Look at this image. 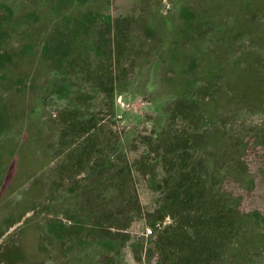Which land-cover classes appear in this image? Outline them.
I'll list each match as a JSON object with an SVG mask.
<instances>
[{
    "label": "trees",
    "instance_id": "16d2710c",
    "mask_svg": "<svg viewBox=\"0 0 264 264\" xmlns=\"http://www.w3.org/2000/svg\"><path fill=\"white\" fill-rule=\"evenodd\" d=\"M199 2L198 10L203 12L202 16L208 13L209 19L204 23L187 21V26L181 28L184 32L181 41L193 46L191 51L183 43L182 48H173L176 55L156 56L155 48H150L145 42L124 39L126 25L133 27L136 23L137 26L146 18L142 12L138 14L140 17L134 13L111 25H103L102 30L109 35L108 39L100 35L101 41L94 40L86 46L81 44L82 50L73 60L52 62L51 75L42 72L38 77L28 79L32 93L26 92L23 97L27 100L30 95V100L35 98L37 105L33 112L23 108L22 112L28 113L25 114L29 122L27 126L33 127L32 132L39 139H47L46 148L50 147L48 139H51L53 148L61 146L69 150L68 164L64 167L60 164L56 172L59 179L66 176L72 180L84 173V184H87L79 192L78 205L66 203L64 207H58L69 225L60 228L50 225V232L60 235L67 233L65 228L68 230L63 238H67L69 246L56 241L59 252L87 245L95 255L104 258L124 241L122 231L141 216L151 222L150 227H159H152L153 234L145 253L146 264H264L260 254L264 250V216L260 217L257 211L242 210L238 202L242 194L232 188L227 189V184L233 183L242 191L244 182L251 180L250 170L239 155L247 145L242 142L232 145L229 136L221 134L214 123L211 122L212 126L211 123H203L198 106L199 87L203 82L196 67L198 57L208 61L211 51L216 53V61L219 62L232 57H239L243 64L259 58L264 61V27L261 26L264 13L257 11L259 0ZM195 17L200 19V15ZM207 33L213 35L208 38ZM243 38L244 55L235 56L237 49L244 44ZM63 41L54 39L52 44L61 50ZM127 42H130L128 46ZM47 46L43 50H49ZM7 58L0 61V69L6 67ZM148 64L155 66L156 76L166 68L172 75L159 78L161 84L167 83V86L162 84L164 94L158 93L154 99L161 105L150 121L151 130L138 137L139 147L135 148L138 155L132 159L131 166L118 165L110 178L106 177L110 166L103 157H97V169L89 170L83 166V158L87 157L89 163V157L94 154L91 153L92 148L104 140L95 118L100 99L104 96L102 92L107 91L112 100L119 87L132 85L139 77L140 69ZM16 79L17 75L10 76L7 86L15 85L12 81L16 82ZM176 83L183 89L178 90ZM215 88L216 82L213 90ZM25 89L21 83L20 92ZM49 99L58 101L53 114L48 110ZM10 110L11 106L0 108L3 127L14 121ZM177 121L186 122V126L174 129ZM81 137L86 140L87 150L75 156V152L81 149L80 146L75 149L73 144ZM36 143L40 144V141ZM252 144L258 146L254 142ZM197 151L202 153L198 156ZM201 158L203 164L199 166ZM155 169L161 174L160 179L156 178ZM100 175L105 177L101 185L98 183ZM138 176L145 177L148 187L161 191L155 208L150 212L142 211L135 187ZM70 186L79 189L78 186ZM244 190L251 188L244 187ZM161 218L171 221L163 225ZM112 227L116 230L111 231Z\"/></svg>",
    "mask_w": 264,
    "mask_h": 264
},
{
    "label": "rangeland",
    "instance_id": "374dc122",
    "mask_svg": "<svg viewBox=\"0 0 264 264\" xmlns=\"http://www.w3.org/2000/svg\"><path fill=\"white\" fill-rule=\"evenodd\" d=\"M199 3V0H0V61L8 57L4 59L6 67L0 69V108L11 106L9 114L14 120L11 123L7 120L9 124L6 127L0 123V264H146L147 243L153 228L159 227H150L151 222L141 216L122 231L124 241L104 258L95 255L87 245L59 252L56 241L69 246L67 238H63L68 230L65 228L67 233L60 235L50 232V225L55 224L59 228L69 225L58 207H64L66 203L78 205L79 192L87 184H84V173L72 180L66 176L61 180L56 176L60 164L63 167L68 164L69 150L61 146L53 148L51 139H48L50 147L46 148L47 139H39L32 132L33 127L27 126L29 122L25 114L28 113L22 111L28 108L27 111L33 112L37 102L35 98L30 100V95L27 100L23 95L32 93V84L28 83L30 77H38L42 72L51 75L52 62L73 60L81 52L82 45L101 41L100 35L108 39L109 35L102 30L103 25H111L134 13L142 12L146 18L137 26L136 23L133 27L126 25L124 39L145 42L150 48H155L156 56L176 55L173 48H182L187 42L181 41L184 35L181 28L187 26L186 22L204 23L210 17L208 13L201 15L203 12L197 7ZM257 11L264 13L263 0H259ZM199 15L200 19H196L195 16L199 18ZM261 26L264 27L262 22ZM206 35L210 38L213 34ZM54 39L64 40V48L60 50L53 46ZM244 41L243 38L242 43ZM47 44L49 50H43ZM244 45L240 51L237 49L235 56L244 55ZM185 46L192 50L193 46ZM208 56V61L198 57L196 63L203 82L198 98L202 121L214 123L221 134L229 136L232 145L238 142L247 145L239 155L251 174V180L245 181L244 187L251 190L243 187L241 191L233 183H228L227 189L232 188L242 194L238 198L242 210L257 211L263 217L264 61L259 58L243 64L239 57H232L219 62L213 51ZM157 73L153 64L145 65L140 69L137 80L128 88L120 86L112 100L107 91L102 92L104 96L100 99L95 118L104 140L92 148L91 153L94 154L89 157V163L87 157L83 158V166L95 170L97 157H103L110 166L107 178L115 174L118 165L131 166L132 159L138 155L135 151L139 147L138 137L151 130L150 121L159 112L161 103H155L154 99L158 93L164 94L162 84L167 86V83L161 84L159 78L172 75L168 68L159 76ZM12 75H17L18 79L12 81L15 85L8 87L6 83ZM21 83L26 88L22 92ZM36 83L40 84L39 81ZM176 84L178 90L183 89L182 85ZM168 87L170 90V84ZM129 88L139 90L130 91ZM47 103L50 113H55L58 101L49 99ZM185 126L186 122L177 121L174 129ZM84 137L73 144L75 149L79 146L81 149L75 152V156L86 149ZM38 140L40 144L36 143ZM252 142L258 146L254 147ZM201 153L197 151L196 155ZM202 164L203 158L198 165ZM156 169V178L160 179L161 174ZM99 177L98 183L102 184L105 177ZM144 178L136 177L135 187L145 213L155 208L161 191L148 187ZM160 183L165 184L161 180ZM170 221L169 218H161L160 223L168 225ZM110 230L116 229L112 227ZM260 254L263 259L264 250Z\"/></svg>",
    "mask_w": 264,
    "mask_h": 264
}]
</instances>
